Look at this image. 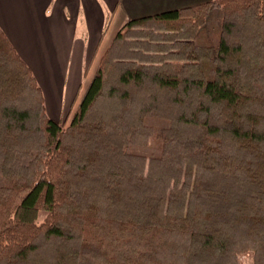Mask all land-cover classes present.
<instances>
[{
    "label": "trees",
    "instance_id": "1",
    "mask_svg": "<svg viewBox=\"0 0 264 264\" xmlns=\"http://www.w3.org/2000/svg\"><path fill=\"white\" fill-rule=\"evenodd\" d=\"M44 109L0 28V264H264V0L129 18Z\"/></svg>",
    "mask_w": 264,
    "mask_h": 264
},
{
    "label": "crops",
    "instance_id": "2",
    "mask_svg": "<svg viewBox=\"0 0 264 264\" xmlns=\"http://www.w3.org/2000/svg\"><path fill=\"white\" fill-rule=\"evenodd\" d=\"M205 1L0 0V28L30 68L47 116L60 121L92 67L93 74L110 41L103 44L104 36L115 20L118 30L129 18Z\"/></svg>",
    "mask_w": 264,
    "mask_h": 264
},
{
    "label": "rangeland",
    "instance_id": "3",
    "mask_svg": "<svg viewBox=\"0 0 264 264\" xmlns=\"http://www.w3.org/2000/svg\"><path fill=\"white\" fill-rule=\"evenodd\" d=\"M115 22H116V20H115V21L111 24V26L107 29V32H106V34H105V36H104V39H103V44H104V43L106 44V43L110 40V38L113 36V34L116 32L117 28L115 27ZM155 31H156L157 33H163V32H165V30H158V29H155ZM160 42H161V41H160ZM160 42H159V43H160ZM147 53H151V54H152V53H156V52H155V51H149V52H147ZM92 69H93V67H92V68L90 69V71L88 72V75H87L86 77L83 78V82L81 83V90H80L79 96L77 97L76 101L70 106L71 110H69V111L65 114V116H63V118L60 119V122H61V123H63V120L66 118V116H67V118L65 119V120H66V123L68 122L71 113L73 112L74 108L76 107V104H77V102H78V100H79V98H80V95H81L82 91L84 90V88L86 87L88 81H89L90 78H91ZM44 110H45V113H46V115H47L46 109H44ZM240 263H241V264H252V255H251V253L248 252V253H245L244 255H242L241 258H240Z\"/></svg>",
    "mask_w": 264,
    "mask_h": 264
}]
</instances>
